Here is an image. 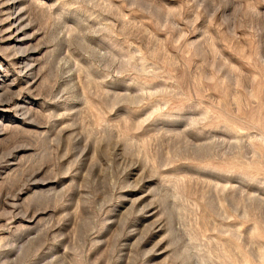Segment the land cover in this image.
Masks as SVG:
<instances>
[{
  "label": "rangeland",
  "instance_id": "rangeland-1",
  "mask_svg": "<svg viewBox=\"0 0 264 264\" xmlns=\"http://www.w3.org/2000/svg\"><path fill=\"white\" fill-rule=\"evenodd\" d=\"M0 264H264V0H0Z\"/></svg>",
  "mask_w": 264,
  "mask_h": 264
},
{
  "label": "bare ground",
  "instance_id": "bare-ground-1",
  "mask_svg": "<svg viewBox=\"0 0 264 264\" xmlns=\"http://www.w3.org/2000/svg\"><path fill=\"white\" fill-rule=\"evenodd\" d=\"M14 23V22H13ZM11 37V36H10Z\"/></svg>",
  "mask_w": 264,
  "mask_h": 264
}]
</instances>
